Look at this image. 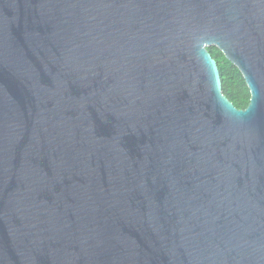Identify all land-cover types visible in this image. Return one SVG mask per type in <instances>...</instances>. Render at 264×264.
Returning <instances> with one entry per match:
<instances>
[{"label":"water","instance_id":"95a60500","mask_svg":"<svg viewBox=\"0 0 264 264\" xmlns=\"http://www.w3.org/2000/svg\"><path fill=\"white\" fill-rule=\"evenodd\" d=\"M0 264H264V0H0Z\"/></svg>","mask_w":264,"mask_h":264},{"label":"trees","instance_id":"16d2710c","mask_svg":"<svg viewBox=\"0 0 264 264\" xmlns=\"http://www.w3.org/2000/svg\"><path fill=\"white\" fill-rule=\"evenodd\" d=\"M208 52L217 63L223 95L237 109H245L250 102V92L242 74L216 47H209Z\"/></svg>","mask_w":264,"mask_h":264}]
</instances>
